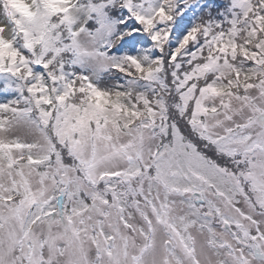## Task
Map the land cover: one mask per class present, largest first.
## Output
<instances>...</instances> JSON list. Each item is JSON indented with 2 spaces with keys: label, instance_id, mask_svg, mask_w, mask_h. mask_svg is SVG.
Returning <instances> with one entry per match:
<instances>
[{
  "label": "snow or ice",
  "instance_id": "obj_1",
  "mask_svg": "<svg viewBox=\"0 0 264 264\" xmlns=\"http://www.w3.org/2000/svg\"><path fill=\"white\" fill-rule=\"evenodd\" d=\"M0 264H264V0H0Z\"/></svg>",
  "mask_w": 264,
  "mask_h": 264
},
{
  "label": "trees",
  "instance_id": "obj_2",
  "mask_svg": "<svg viewBox=\"0 0 264 264\" xmlns=\"http://www.w3.org/2000/svg\"><path fill=\"white\" fill-rule=\"evenodd\" d=\"M216 2H219V0H216Z\"/></svg>",
  "mask_w": 264,
  "mask_h": 264
}]
</instances>
